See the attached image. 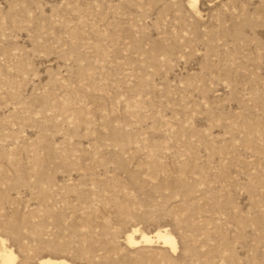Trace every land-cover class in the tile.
Wrapping results in <instances>:
<instances>
[{
	"label": "rangeland",
	"instance_id": "1",
	"mask_svg": "<svg viewBox=\"0 0 264 264\" xmlns=\"http://www.w3.org/2000/svg\"><path fill=\"white\" fill-rule=\"evenodd\" d=\"M190 2L0 0L13 264H264V0Z\"/></svg>",
	"mask_w": 264,
	"mask_h": 264
},
{
	"label": "bare ground",
	"instance_id": "2",
	"mask_svg": "<svg viewBox=\"0 0 264 264\" xmlns=\"http://www.w3.org/2000/svg\"><path fill=\"white\" fill-rule=\"evenodd\" d=\"M190 5L195 10L197 8V0H191ZM137 232H139V230L135 229L127 236V242L130 247H137L141 245L140 243H144L145 245H151L153 243V237L147 236L144 233L141 234V241L136 240L134 234ZM155 237L160 240L164 246L169 247L172 251L177 250V242L175 238L170 233H168V231L158 230L155 233ZM5 242L6 241L0 237V264H13L16 260V256L12 250L6 247ZM38 262V264H70L65 260H53L51 258H44Z\"/></svg>",
	"mask_w": 264,
	"mask_h": 264
}]
</instances>
